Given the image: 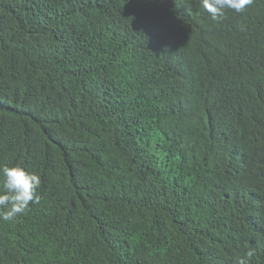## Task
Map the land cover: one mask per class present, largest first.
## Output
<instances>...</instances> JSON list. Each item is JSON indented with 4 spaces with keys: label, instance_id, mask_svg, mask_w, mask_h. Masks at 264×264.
Instances as JSON below:
<instances>
[{
    "label": "trees",
    "instance_id": "16d2710c",
    "mask_svg": "<svg viewBox=\"0 0 264 264\" xmlns=\"http://www.w3.org/2000/svg\"><path fill=\"white\" fill-rule=\"evenodd\" d=\"M5 164L0 264H264V0H0Z\"/></svg>",
    "mask_w": 264,
    "mask_h": 264
},
{
    "label": "clouds",
    "instance_id": "9594fccd",
    "mask_svg": "<svg viewBox=\"0 0 264 264\" xmlns=\"http://www.w3.org/2000/svg\"><path fill=\"white\" fill-rule=\"evenodd\" d=\"M252 2L253 0H200L202 9L214 22L223 20L228 10L244 12ZM40 185L41 177L36 172H29L20 165L0 166V220H14L23 214L30 204L38 203L37 190ZM254 255V249L246 253L249 259Z\"/></svg>",
    "mask_w": 264,
    "mask_h": 264
}]
</instances>
